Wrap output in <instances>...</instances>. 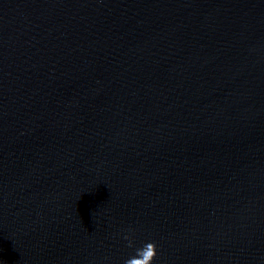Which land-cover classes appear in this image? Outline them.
I'll use <instances>...</instances> for the list:
<instances>
[{"label": "water", "instance_id": "water-1", "mask_svg": "<svg viewBox=\"0 0 264 264\" xmlns=\"http://www.w3.org/2000/svg\"><path fill=\"white\" fill-rule=\"evenodd\" d=\"M149 241L264 264V0H0V261Z\"/></svg>", "mask_w": 264, "mask_h": 264}, {"label": "clouds", "instance_id": "clouds-1", "mask_svg": "<svg viewBox=\"0 0 264 264\" xmlns=\"http://www.w3.org/2000/svg\"><path fill=\"white\" fill-rule=\"evenodd\" d=\"M126 240L129 239L128 236L124 237ZM131 246V241H129ZM156 245L154 242H145L142 246L135 249L134 254L129 255V257L124 261V264H133V261H139L141 264H154V258L156 256ZM3 264V261H0Z\"/></svg>", "mask_w": 264, "mask_h": 264}]
</instances>
